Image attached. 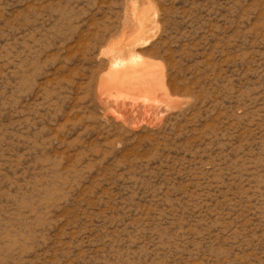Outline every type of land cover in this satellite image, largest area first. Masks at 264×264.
I'll return each mask as SVG.
<instances>
[{
	"label": "rangeland",
	"instance_id": "obj_1",
	"mask_svg": "<svg viewBox=\"0 0 264 264\" xmlns=\"http://www.w3.org/2000/svg\"><path fill=\"white\" fill-rule=\"evenodd\" d=\"M0 264H264V0H0Z\"/></svg>",
	"mask_w": 264,
	"mask_h": 264
},
{
	"label": "bare ground",
	"instance_id": "obj_2",
	"mask_svg": "<svg viewBox=\"0 0 264 264\" xmlns=\"http://www.w3.org/2000/svg\"><path fill=\"white\" fill-rule=\"evenodd\" d=\"M142 34L143 32L140 33V35ZM145 39L143 38V40ZM139 59L132 58L130 60V66H127V68L123 70H114L111 77L108 79V83H114L116 87L142 91L147 94L152 91H160L167 94L162 68L157 64L151 65L149 62L147 63ZM119 62L120 61H118L117 64L119 68L122 69L123 64L121 63L123 61L120 62L121 65H119ZM123 67L126 66L124 65Z\"/></svg>",
	"mask_w": 264,
	"mask_h": 264
}]
</instances>
